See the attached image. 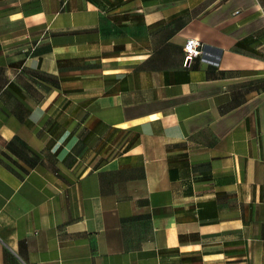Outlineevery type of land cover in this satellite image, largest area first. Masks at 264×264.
<instances>
[{
  "label": "crops",
  "instance_id": "obj_1",
  "mask_svg": "<svg viewBox=\"0 0 264 264\" xmlns=\"http://www.w3.org/2000/svg\"><path fill=\"white\" fill-rule=\"evenodd\" d=\"M0 264H264V0H0Z\"/></svg>",
  "mask_w": 264,
  "mask_h": 264
},
{
  "label": "built area",
  "instance_id": "obj_2",
  "mask_svg": "<svg viewBox=\"0 0 264 264\" xmlns=\"http://www.w3.org/2000/svg\"><path fill=\"white\" fill-rule=\"evenodd\" d=\"M185 58L192 60L198 58L202 54V44L199 40L190 38L184 46Z\"/></svg>",
  "mask_w": 264,
  "mask_h": 264
}]
</instances>
